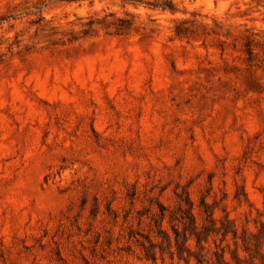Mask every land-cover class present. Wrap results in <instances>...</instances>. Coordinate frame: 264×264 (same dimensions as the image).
<instances>
[{"label": "rangeland", "instance_id": "obj_1", "mask_svg": "<svg viewBox=\"0 0 264 264\" xmlns=\"http://www.w3.org/2000/svg\"><path fill=\"white\" fill-rule=\"evenodd\" d=\"M0 264H264V0H0Z\"/></svg>", "mask_w": 264, "mask_h": 264}, {"label": "trees", "instance_id": "obj_2", "mask_svg": "<svg viewBox=\"0 0 264 264\" xmlns=\"http://www.w3.org/2000/svg\"><path fill=\"white\" fill-rule=\"evenodd\" d=\"M247 51H248V54L250 55V57H253L254 55V53H253V50L249 47L248 49H247Z\"/></svg>", "mask_w": 264, "mask_h": 264}]
</instances>
